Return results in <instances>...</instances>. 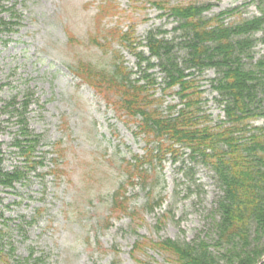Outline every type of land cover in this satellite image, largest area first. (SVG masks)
Listing matches in <instances>:
<instances>
[{
  "label": "rangeland",
  "instance_id": "1",
  "mask_svg": "<svg viewBox=\"0 0 264 264\" xmlns=\"http://www.w3.org/2000/svg\"><path fill=\"white\" fill-rule=\"evenodd\" d=\"M104 2L109 0H0V168L26 170L24 156L14 146L22 118L39 137L34 155L42 161L12 188L0 185V256L10 264L31 252L24 264H179L155 243L171 239L214 248L218 202L224 194L215 172L191 159L188 149L167 153L160 162L154 151V163L144 166L146 179L131 180L129 163L156 144L137 135V123L119 116L74 72L86 61L112 69L119 58L139 75L136 50L118 41L95 45L102 28L127 30L133 25L134 44L146 56L147 33L164 31L175 40L180 65L186 55L179 44L184 32L175 30L179 21L169 10L145 0H112L117 13L99 18ZM189 4L204 7L206 19L216 17L226 25L264 18V0H169L166 5ZM250 37L254 46L243 62L261 80L263 111L264 63L256 65L264 62V29ZM191 71L202 92L200 114L215 127L226 119L211 85L218 72ZM149 72L167 113V105L181 102L178 88L164 90L158 66ZM250 123L264 127V115ZM118 190L125 192L127 210L113 214ZM258 244L264 248V238Z\"/></svg>",
  "mask_w": 264,
  "mask_h": 264
},
{
  "label": "trees",
  "instance_id": "2",
  "mask_svg": "<svg viewBox=\"0 0 264 264\" xmlns=\"http://www.w3.org/2000/svg\"><path fill=\"white\" fill-rule=\"evenodd\" d=\"M145 1L158 9L169 10L178 19L175 30L184 32L179 44L186 50L183 65L174 51L175 40L166 38L164 31L150 30L147 33L144 46L149 54L146 56L143 51H137L134 44L137 41L134 26L122 30L115 25L105 32L100 29L98 36L94 37L98 40L95 45L103 47L104 43L111 45L118 41L136 50L139 75L136 76L119 58L113 60L112 69H100L86 61L80 62L74 72L119 116L125 115L135 121L137 135H142L149 144H156L154 149L148 147L143 157L136 156L134 164L129 163L131 180L146 179L144 166L154 163V151L160 162L167 153L176 154L188 149L191 159L211 167L223 189L224 194L218 202L220 218L214 226L213 250L208 244H181L171 239L156 242L155 246L179 264H258L264 257V248L255 247L264 238V127L253 126L250 121L264 115V107L261 111L258 97L261 80L255 69L245 67L243 57L250 56L249 51L254 46L250 36L264 29V18L259 16L236 25H226L216 17L206 19L203 16L206 9L202 6L169 7L166 5L169 0ZM117 11L118 6L109 0L100 6L99 18ZM99 26L101 22H98ZM263 63L260 60L256 67ZM155 66L164 74L165 91L178 88L176 93L181 102L167 105V113L161 109L163 101L156 96L158 83L149 72ZM207 68H215L218 72L211 85L220 95L219 102L223 103L226 117L215 127L207 124L206 120H209L200 114L202 92L192 79V69ZM20 123L21 136L15 138L14 146L23 154L26 170L19 166L9 171L0 168V185L4 187L12 188L15 182L25 179L29 171L42 164L34 155L39 137L29 131L24 118ZM119 190L114 194L113 214L127 210L123 205L125 192L121 194ZM139 246L134 247L135 253ZM13 249L11 247L10 251ZM32 256L31 252L29 257ZM29 257L16 264L30 261ZM33 260L37 261L39 257ZM0 264H10L9 259L1 255Z\"/></svg>",
  "mask_w": 264,
  "mask_h": 264
}]
</instances>
